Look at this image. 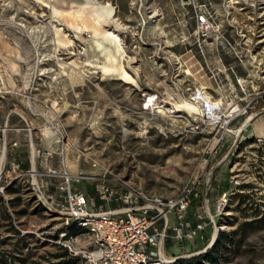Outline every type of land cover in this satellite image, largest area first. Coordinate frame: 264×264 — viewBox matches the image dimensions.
Wrapping results in <instances>:
<instances>
[{
	"label": "rangeland",
	"instance_id": "374dc122",
	"mask_svg": "<svg viewBox=\"0 0 264 264\" xmlns=\"http://www.w3.org/2000/svg\"><path fill=\"white\" fill-rule=\"evenodd\" d=\"M73 1L0 0V264H83L66 244L85 248L89 235L65 236L48 208L64 172L82 176L70 187L93 199L100 180L187 196L172 218L182 236L169 230L164 242L175 261L264 264V137L250 132L264 109L249 103L264 92V0H118L123 17L115 0ZM204 8L220 34L200 48L194 19ZM196 89L220 102L214 122L176 106ZM238 90L247 98L232 97ZM153 93L159 101L144 108ZM197 220L204 229L188 238Z\"/></svg>",
	"mask_w": 264,
	"mask_h": 264
},
{
	"label": "built area",
	"instance_id": "2783aa9c",
	"mask_svg": "<svg viewBox=\"0 0 264 264\" xmlns=\"http://www.w3.org/2000/svg\"><path fill=\"white\" fill-rule=\"evenodd\" d=\"M195 32L197 44L206 39L215 40L219 37L220 26L211 20L209 11L204 8L195 11ZM244 92L242 85L239 83ZM218 89L220 86H217ZM203 89H196L190 96V101L195 102L204 112V118L208 123L214 122L215 110L219 106L211 105L204 100ZM241 99V98H240ZM259 100L264 109V92L249 100L255 103ZM159 101L156 93L145 97L144 108ZM248 104V103H246ZM232 108L235 114L226 122L224 131L229 121L239 114L238 105ZM245 111V107L244 110ZM248 119H244L239 130L245 126ZM217 122V120H216ZM215 122V123H216ZM223 131V132H224ZM64 184L60 185L58 201H51L48 207L58 215L65 227V236L72 238L71 232L83 229L89 235V244L85 248H77L71 243L66 247L73 255H80L83 264H172L175 258L168 257L164 253V242L169 237V230L174 232L175 237H181V224L173 223L172 218L181 219L182 213L189 204L187 196L179 199H164L143 193L137 187L126 181H115L116 187L105 180L97 184V198L88 197L83 192L72 190L70 180L79 181L83 178L79 175L64 172ZM38 192L39 186L32 183ZM226 201L221 198L220 205ZM204 222L197 220L194 225L187 229L185 234L188 238H194L204 229Z\"/></svg>",
	"mask_w": 264,
	"mask_h": 264
},
{
	"label": "bare ground",
	"instance_id": "6f19581e",
	"mask_svg": "<svg viewBox=\"0 0 264 264\" xmlns=\"http://www.w3.org/2000/svg\"><path fill=\"white\" fill-rule=\"evenodd\" d=\"M75 4H77L78 5V7L79 8H89V5H88V2H86L85 0H83L82 2H78V1H76V0H74L73 1ZM97 33V32H96ZM55 34L58 36V34H59V32L58 31H56L55 32ZM104 38L108 41V43H109V45L110 44H115L116 42H117V36L116 35H114L113 33H110V32H106L105 34H104ZM63 41V40H62ZM59 42H61V40H59ZM65 43V41L63 42V44ZM95 44L97 45V50L99 51V52H101L102 54H104V53H106V52H108L110 49H108V48H106V47H104L100 42H98V41H96L95 42ZM111 46V45H110ZM118 48V47H117ZM76 72V71H75ZM78 76V75H77ZM203 98H204V100H206L209 104H211V105H214V106H216V105H219L220 104V102L219 101H215V100H213L212 98H211V96L208 94V93H205L204 95H203ZM185 103H187V105H183V103H178V104H176V106L178 107V108H185V109H187V110H189V111H194V112H199V107H198V105L195 103V102H190V101H185ZM236 107L237 106H235V109H236ZM159 108V107H158ZM158 110V109H157ZM159 110H161V109H159ZM33 153H34V148L32 147V157H33ZM3 155L1 156V159H0V168L2 167V162H3ZM4 163V162H3ZM34 183H35V185L38 187V184H37V181H34ZM39 191L37 192V196L39 197V198H44L43 197V194H42V192H41V190L40 189H38Z\"/></svg>",
	"mask_w": 264,
	"mask_h": 264
},
{
	"label": "crops",
	"instance_id": "0c3cea01",
	"mask_svg": "<svg viewBox=\"0 0 264 264\" xmlns=\"http://www.w3.org/2000/svg\"><path fill=\"white\" fill-rule=\"evenodd\" d=\"M180 3H181V1H180ZM187 4H190V2L187 3ZM114 8H116L115 9V13H118V14L120 13L122 17L124 15V12L122 10H124V11L127 10V6L125 5V3L124 2H121V1H118V0H115V6H114ZM194 22H195V19H194ZM191 28L194 29L193 26ZM208 88H212L213 90H215L214 85L213 86L212 85L211 86H208ZM216 93L220 95V98L225 99V100L227 98H230L231 97V94H228L226 92V90L223 89V88H219V90H216ZM232 97H237L238 99H240V98L241 99H243V98L246 99L247 98V95H243V93L238 90V91H236L235 94L232 95ZM258 118H260L261 120H264V115L263 116H258L257 118L253 119L252 121L255 122L256 120H258ZM250 132L252 133V136H261V137H264V121L263 122L258 121L256 123V125L253 126L250 129ZM2 151H3V147H2L1 152Z\"/></svg>",
	"mask_w": 264,
	"mask_h": 264
},
{
	"label": "trees",
	"instance_id": "16d2710c",
	"mask_svg": "<svg viewBox=\"0 0 264 264\" xmlns=\"http://www.w3.org/2000/svg\"><path fill=\"white\" fill-rule=\"evenodd\" d=\"M77 230H79V229H77ZM75 231L76 230L72 231L71 234H73ZM64 254H67V251H65ZM201 257H202V255H200L197 258L193 257V260L199 259ZM57 264H59V263H57ZM172 264H192V263H191V259H178Z\"/></svg>",
	"mask_w": 264,
	"mask_h": 264
},
{
	"label": "water",
	"instance_id": "95a60500",
	"mask_svg": "<svg viewBox=\"0 0 264 264\" xmlns=\"http://www.w3.org/2000/svg\"><path fill=\"white\" fill-rule=\"evenodd\" d=\"M183 2H186V1H188V0H182ZM4 147H5V144H4ZM6 150V149H5Z\"/></svg>",
	"mask_w": 264,
	"mask_h": 264
}]
</instances>
